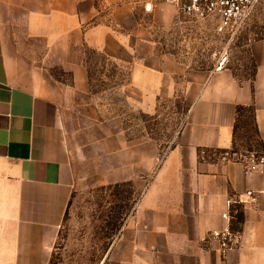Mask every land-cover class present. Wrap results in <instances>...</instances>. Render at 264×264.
I'll return each instance as SVG.
<instances>
[{"label":"crops","instance_id":"obj_1","mask_svg":"<svg viewBox=\"0 0 264 264\" xmlns=\"http://www.w3.org/2000/svg\"><path fill=\"white\" fill-rule=\"evenodd\" d=\"M140 7L156 27L177 12L167 0H0V264H52L84 130L111 162L107 181H147L101 264L112 254L117 264H264V164L248 171L242 161L264 152V36L250 44L251 75L201 71L163 49ZM90 51L127 68L117 86L137 108L187 100L165 155L150 134H130L121 113L103 115ZM248 117L255 137L243 134ZM206 147L236 151L204 158ZM227 225L241 242L224 254L211 233Z\"/></svg>","mask_w":264,"mask_h":264},{"label":"rangeland","instance_id":"obj_2","mask_svg":"<svg viewBox=\"0 0 264 264\" xmlns=\"http://www.w3.org/2000/svg\"><path fill=\"white\" fill-rule=\"evenodd\" d=\"M138 13L141 23L153 31V37L160 41L163 49L176 54L190 67L207 72L223 65L232 68L239 77L252 74L254 63L250 44L264 36V0L255 5L246 23L235 33L218 32L215 21H197L178 11L171 23L151 26V19L141 7ZM88 53L91 88L99 104L103 105V115L121 113L130 134H150L158 141L160 155H164L174 144L187 118V100L178 93L160 98L156 108L150 112L137 108L128 101L124 88L117 86L121 84V79L128 78L127 68L120 69L95 51ZM73 122L74 125L79 123L77 119ZM244 126L243 134L255 137L249 117ZM94 137L95 133L90 130L80 133V142H85L83 153L75 162L77 180L61 225L52 264H101L104 252L116 249V237L122 223L133 214L147 184L144 178L140 183L132 180L107 181L106 173L111 171V162L106 154H100V149H94ZM249 148L253 149V146ZM124 245L126 252L132 249L126 243ZM112 255L105 264H117Z\"/></svg>","mask_w":264,"mask_h":264},{"label":"built area","instance_id":"obj_3","mask_svg":"<svg viewBox=\"0 0 264 264\" xmlns=\"http://www.w3.org/2000/svg\"><path fill=\"white\" fill-rule=\"evenodd\" d=\"M175 3L179 14L200 21L211 19L215 21L218 32L235 33L246 23L255 5L260 0H168ZM219 65L218 67H220ZM166 154V153H165ZM164 154V155H165ZM233 154L226 150L220 153V158H230ZM246 170L252 171L264 164V152L256 150L242 155ZM226 219H231V214H223ZM211 236L218 239L222 253L237 247L241 242V232L234 230L230 225L223 229L214 230Z\"/></svg>","mask_w":264,"mask_h":264},{"label":"trees","instance_id":"obj_4","mask_svg":"<svg viewBox=\"0 0 264 264\" xmlns=\"http://www.w3.org/2000/svg\"><path fill=\"white\" fill-rule=\"evenodd\" d=\"M229 150L232 154L236 151L235 148L232 149H223V148H202L200 149V156L204 158H215L219 157L220 153Z\"/></svg>","mask_w":264,"mask_h":264}]
</instances>
